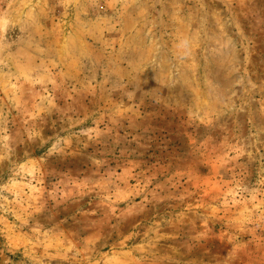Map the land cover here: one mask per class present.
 I'll use <instances>...</instances> for the list:
<instances>
[{"label":"rangeland","instance_id":"obj_1","mask_svg":"<svg viewBox=\"0 0 264 264\" xmlns=\"http://www.w3.org/2000/svg\"><path fill=\"white\" fill-rule=\"evenodd\" d=\"M0 264H264V0H0Z\"/></svg>","mask_w":264,"mask_h":264}]
</instances>
